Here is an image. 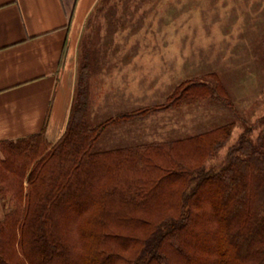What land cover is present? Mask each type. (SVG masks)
Instances as JSON below:
<instances>
[{
	"label": "trees",
	"instance_id": "obj_1",
	"mask_svg": "<svg viewBox=\"0 0 264 264\" xmlns=\"http://www.w3.org/2000/svg\"><path fill=\"white\" fill-rule=\"evenodd\" d=\"M264 65V38H261ZM214 101L235 116L214 71L164 101L87 119L77 71L66 128L0 140V264H264V131L248 128L208 167L233 120L170 140L96 146L110 125Z\"/></svg>",
	"mask_w": 264,
	"mask_h": 264
},
{
	"label": "rangeland",
	"instance_id": "obj_2",
	"mask_svg": "<svg viewBox=\"0 0 264 264\" xmlns=\"http://www.w3.org/2000/svg\"><path fill=\"white\" fill-rule=\"evenodd\" d=\"M93 1L75 38L76 70L87 64L90 124L107 111L160 103L179 81L214 71L235 116L202 101L152 112L134 123L136 130L146 141H161L233 120L228 140L207 161L213 168L242 132L264 131V0Z\"/></svg>",
	"mask_w": 264,
	"mask_h": 264
},
{
	"label": "crops",
	"instance_id": "obj_3",
	"mask_svg": "<svg viewBox=\"0 0 264 264\" xmlns=\"http://www.w3.org/2000/svg\"><path fill=\"white\" fill-rule=\"evenodd\" d=\"M94 2L0 0V140L43 132L55 142L61 136L74 93L75 38ZM112 111L103 118L119 110ZM137 121L108 126L98 142L146 141Z\"/></svg>",
	"mask_w": 264,
	"mask_h": 264
}]
</instances>
